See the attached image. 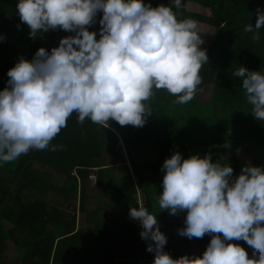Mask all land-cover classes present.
Instances as JSON below:
<instances>
[{"label":"clouds","instance_id":"9594fccd","mask_svg":"<svg viewBox=\"0 0 264 264\" xmlns=\"http://www.w3.org/2000/svg\"><path fill=\"white\" fill-rule=\"evenodd\" d=\"M182 7V0L156 7L143 0H19L17 14L32 38L57 29L74 35L62 38L50 53L41 47L31 60L21 57L8 70L0 91V162H13L30 150L61 148L51 142L74 112L80 122L90 119L104 128L113 120L143 127L156 90H166L176 104L192 101L209 58L197 22L179 19L174 11ZM98 12L103 13L99 40L88 30ZM256 15L255 26L244 28L254 43L261 39L264 11ZM232 75L242 78L251 113L264 122V72L240 66ZM161 171L159 208L171 215L187 212L179 235H215L202 258L173 259L164 251L167 237L156 215L131 207L130 219L150 241L153 264H264V168L246 165L233 177L229 164L213 162L208 154L184 159L177 151ZM233 240L245 241L258 259L228 243Z\"/></svg>","mask_w":264,"mask_h":264},{"label":"trees","instance_id":"16d2710c","mask_svg":"<svg viewBox=\"0 0 264 264\" xmlns=\"http://www.w3.org/2000/svg\"><path fill=\"white\" fill-rule=\"evenodd\" d=\"M18 2L0 0V91L7 86L8 70L21 57L31 60L41 47L50 53L52 48L59 46L62 38L74 35L57 29L38 33L32 38L30 29L17 14ZM143 2L153 7L171 4V0ZM189 4L198 10H188L186 5ZM182 5L181 9H174L179 19L190 18L216 28L206 49L208 62L199 73L202 83L193 100L176 104V97L164 89L156 90L147 102L152 113L143 127L121 126L113 120L108 128H104L90 119L80 122L74 112L67 120V127L51 142L62 145L61 148L56 151L30 150L13 162H0L5 173L0 176V254L4 241L9 239L13 244L30 249L22 255V264H47L55 238H75L76 232L70 234L74 213L68 215L71 219L68 223L54 205L20 194L22 189L37 185L41 178L36 175L46 170L64 176L61 191L67 204L75 202L77 181L83 192L84 180H88L90 189L100 187L110 193V203L106 202V205L129 203L138 208L139 197L140 206L156 215L160 231L167 237L164 251L173 259L185 255L195 258L206 251L215 234L191 239L181 236L178 229L185 227L187 212L171 215L168 210L159 208L160 194L156 192L163 191L161 168L174 150L184 159L194 154L203 158L208 154L213 162L231 167L234 162L230 164L228 158L224 159L230 150H252L256 155L264 151V122L251 113L252 106L247 103L242 89V78L232 75L240 66L264 72V28L260 30L261 39L257 43L252 41V33L244 31L248 24L255 26L257 10L264 11V0H182ZM102 15L98 12L96 23L88 28L97 33V40L100 39ZM208 85L207 98H198V91ZM238 162L243 167L247 165L242 160ZM253 162L260 167L257 161ZM90 174L94 175L93 183ZM115 174L117 176L112 178ZM149 178H154L153 183ZM10 185H13L12 190L8 188ZM116 229L118 239L124 238L127 253H101L109 264H153L155 254L147 251L139 227L122 218ZM94 231L99 234L98 244L103 251L113 248V243L108 240L112 230L97 223ZM149 242L146 241L147 245ZM228 243L238 244L250 259H258V253L253 256V249L245 241Z\"/></svg>","mask_w":264,"mask_h":264},{"label":"crops","instance_id":"0c3cea01","mask_svg":"<svg viewBox=\"0 0 264 264\" xmlns=\"http://www.w3.org/2000/svg\"><path fill=\"white\" fill-rule=\"evenodd\" d=\"M174 152L175 150L172 151V154ZM258 155H256V153L252 150H230V153L227 154L226 158L224 157V159L228 158L227 160H229L230 164L234 162L232 166L233 174L235 177H237L239 174H241V170L243 168V165H240L238 161L242 160L244 163L251 166H256L255 162L253 161H257L259 166L264 168V151ZM125 163L128 164L127 162ZM34 166L36 165L34 164ZM0 169V176H2L5 173L2 171L3 168ZM51 173L57 179V181H53L54 183H52L47 177L48 175L50 176ZM36 176L38 179L41 178L39 183L35 186H28L22 189L20 194L27 195L28 199H31V197H36L34 195L35 193H40L42 191V194H44L47 190L51 189V194L54 195V193H59L61 199L60 201L58 200L56 202H53V200H46L45 202L57 207L64 216V221L68 223H71V219H69L70 217L68 215L74 213V223L72 224L73 231L70 234L72 235L73 232H76L75 238L69 236L63 239L58 237L55 238L52 242L50 258L47 264H109V262L102 257L101 253H127V251H125L124 238L122 237L121 241L118 239L119 235L116 228L119 225V221L122 218H124L125 221H132L135 226L139 227L140 232L143 230L142 227L136 224L137 221L130 219L129 210L132 206L129 203L106 205V202L110 203V193L105 192L100 187L90 189L88 180H84L83 182V192L80 191V187L78 186L79 182L77 181L78 184L74 196L75 202L74 207H72L73 205H71V203L67 204L66 202L68 201L63 200L64 197L61 189L64 183V176L52 170H46L44 173L37 174ZM116 176L117 174H115L114 177L112 175V178H115ZM149 179L151 180V183H153L154 178ZM8 188L12 190L13 185H10ZM161 188L163 187L161 186ZM156 193L160 194L161 192L157 191ZM90 196L93 198V202L85 209V198L87 199ZM137 205L140 207L139 203ZM67 207L71 209V213L69 214L67 212ZM94 210L98 211L97 215L95 216L93 214L92 216H89L88 213L93 212ZM97 223L103 225L105 224L108 231L112 230L108 240L113 243V248L106 252L103 251L100 244H98L100 237L99 234L94 231V226ZM142 241L147 247L146 241L143 239ZM7 242H9L11 245L8 246ZM19 246L22 245L13 244L9 239H6L4 241L3 252L0 254V264H22V255L28 253L30 249H28L26 246H22L23 248H18ZM10 253H21V255L14 263L12 262V256L9 255ZM197 256L202 258L203 254L199 253Z\"/></svg>","mask_w":264,"mask_h":264},{"label":"rangeland","instance_id":"374dc122","mask_svg":"<svg viewBox=\"0 0 264 264\" xmlns=\"http://www.w3.org/2000/svg\"><path fill=\"white\" fill-rule=\"evenodd\" d=\"M187 9L188 10H192V11H197L198 9L194 6V5H186ZM198 24V27H199V30H200V35L202 36L203 40H204V43L201 45V48L202 49H207V47L209 46V44L211 43V41L213 40V35L215 33V30L216 28L215 27H211L209 25H204V24H200V23H197ZM210 89V85H208L207 87H204L202 89H200L198 91V98L200 99H206L207 96H208V90ZM177 152V151H175ZM35 167H38V166H35ZM3 171V170H2ZM0 173H1V169H0ZM52 183H54L53 181H57L56 177L51 173L50 176L48 175L47 176ZM51 189L50 190H47L44 194H42V191L40 193H35L34 195L37 197V198H40V199H43L44 201L46 200H53V202H56V201H60L61 199V196L59 193H54V195L51 194ZM48 202V201H47ZM52 202V203H53ZM93 202V198L90 196L89 198H85V201H84V207L85 209L88 207V205H90L91 203ZM74 203H71V205H73ZM67 212L68 214L71 213V209H69V207H67ZM97 210H94L93 212H89V216H92L93 214L96 216L97 215ZM8 246H10L11 244L9 242H7ZM18 248H23L22 246H19ZM25 249V248H24ZM9 255L12 256V262H16L17 261V258L20 257L21 253H10ZM19 261V260H18Z\"/></svg>","mask_w":264,"mask_h":264},{"label":"built area","instance_id":"2783aa9c","mask_svg":"<svg viewBox=\"0 0 264 264\" xmlns=\"http://www.w3.org/2000/svg\"><path fill=\"white\" fill-rule=\"evenodd\" d=\"M89 179H90V181L93 183L94 182V175L93 174H90L89 175ZM137 202L139 203V205H140V199H139V197L137 198ZM138 226H140L141 227V225L139 224V222L137 221V223H136Z\"/></svg>","mask_w":264,"mask_h":264}]
</instances>
